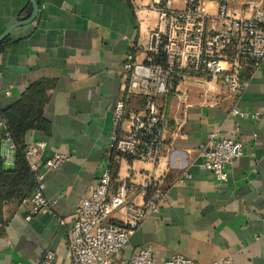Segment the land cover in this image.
Returning a JSON list of instances; mask_svg holds the SVG:
<instances>
[{"label": "crops", "instance_id": "crops-1", "mask_svg": "<svg viewBox=\"0 0 264 264\" xmlns=\"http://www.w3.org/2000/svg\"><path fill=\"white\" fill-rule=\"evenodd\" d=\"M154 22V14L137 15L127 0H0V113L41 94L47 128L26 131L24 145L44 141L42 161L66 157L45 175L46 213L27 221L32 205L24 199L1 206L0 264H37L46 250L54 253L53 264H69L75 209L105 167L114 173V189L127 183L134 203L143 201L151 179L166 192L159 213L129 237L122 258L151 245L157 263L179 254L197 264H264V59L258 68L245 65L246 86L236 100L222 87L186 82L158 99L167 124L157 163L130 162L110 145L124 57ZM233 107L259 117L231 116ZM236 129L243 152L219 185L199 149L210 132L233 137Z\"/></svg>", "mask_w": 264, "mask_h": 264}, {"label": "built area", "instance_id": "built-area-1", "mask_svg": "<svg viewBox=\"0 0 264 264\" xmlns=\"http://www.w3.org/2000/svg\"><path fill=\"white\" fill-rule=\"evenodd\" d=\"M127 2L137 15L154 14L155 22L139 34L124 57L121 97L114 104L109 140L118 157L154 164L160 158L167 124L158 99H166L180 82H186L212 90L222 87L236 100L246 86L241 76L245 65L258 68L264 59V8L261 0ZM211 5L216 7L214 12ZM131 101L133 106L128 107ZM229 113L253 120L259 117V113L248 115L235 107ZM0 128V148L15 151L4 121ZM236 134L238 129L233 137L212 131L200 146L202 166L219 185L228 182V167L242 155L243 145ZM45 148L44 141L24 148V161L35 183L31 195L22 201L32 205L27 221L49 210L50 203L43 197L45 175L66 161L59 154L42 161ZM113 174L111 168H103L94 189L75 209L67 248L69 264H197L179 254L157 263L151 245L126 259L121 257L129 237L147 216L159 213L167 198L164 188L151 179L142 187L143 201L134 203L126 182L113 188ZM115 212L121 213V220H112ZM53 261L54 253L46 250L37 264Z\"/></svg>", "mask_w": 264, "mask_h": 264}, {"label": "trees", "instance_id": "trees-1", "mask_svg": "<svg viewBox=\"0 0 264 264\" xmlns=\"http://www.w3.org/2000/svg\"><path fill=\"white\" fill-rule=\"evenodd\" d=\"M3 45L4 43L0 45V49ZM34 89L37 87H33L29 94ZM27 97L20 99L13 106L0 113V118L6 123V130L16 152L15 170L13 172L2 171L4 161L0 156V208L5 202L20 203L23 199L28 198L35 185L33 176L23 157L25 148L23 137L26 131H44L47 125L41 112L44 97L38 94L36 98L29 101L26 100ZM2 132L0 128V140Z\"/></svg>", "mask_w": 264, "mask_h": 264}, {"label": "water", "instance_id": "water-1", "mask_svg": "<svg viewBox=\"0 0 264 264\" xmlns=\"http://www.w3.org/2000/svg\"><path fill=\"white\" fill-rule=\"evenodd\" d=\"M0 156L5 159V162L2 165V170L5 172H13L15 168V151H6L5 149H0Z\"/></svg>", "mask_w": 264, "mask_h": 264}]
</instances>
